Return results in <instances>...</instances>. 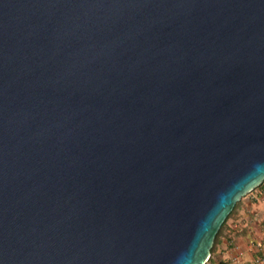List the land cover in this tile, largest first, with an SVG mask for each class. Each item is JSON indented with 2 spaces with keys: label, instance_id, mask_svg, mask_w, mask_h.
Masks as SVG:
<instances>
[{
  "label": "water",
  "instance_id": "1",
  "mask_svg": "<svg viewBox=\"0 0 264 264\" xmlns=\"http://www.w3.org/2000/svg\"><path fill=\"white\" fill-rule=\"evenodd\" d=\"M264 181V0H0V264H205Z\"/></svg>",
  "mask_w": 264,
  "mask_h": 264
},
{
  "label": "rangeland",
  "instance_id": "2",
  "mask_svg": "<svg viewBox=\"0 0 264 264\" xmlns=\"http://www.w3.org/2000/svg\"><path fill=\"white\" fill-rule=\"evenodd\" d=\"M234 207L205 264H264V181Z\"/></svg>",
  "mask_w": 264,
  "mask_h": 264
},
{
  "label": "trees",
  "instance_id": "3",
  "mask_svg": "<svg viewBox=\"0 0 264 264\" xmlns=\"http://www.w3.org/2000/svg\"><path fill=\"white\" fill-rule=\"evenodd\" d=\"M234 209H235V207H234ZM233 211H234V210H232V212H233ZM232 212H231V213H232ZM231 213L228 214V216L226 217V219L224 220V222H223L222 225L220 226L218 232L216 233V235H215V237H214V240H213L212 247H211V249H210V255H211L212 252L214 251V247H215V245H216V243H217V241H218V238L220 237V235H221V233H222V231H223V229H224V227H225V223H226L227 219L230 217Z\"/></svg>",
  "mask_w": 264,
  "mask_h": 264
}]
</instances>
